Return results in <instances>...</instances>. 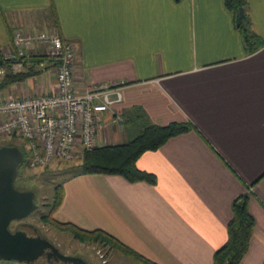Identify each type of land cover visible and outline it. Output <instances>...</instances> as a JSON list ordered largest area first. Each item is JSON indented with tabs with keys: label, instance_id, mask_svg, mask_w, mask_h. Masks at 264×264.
I'll use <instances>...</instances> for the list:
<instances>
[{
	"label": "crops",
	"instance_id": "1",
	"mask_svg": "<svg viewBox=\"0 0 264 264\" xmlns=\"http://www.w3.org/2000/svg\"><path fill=\"white\" fill-rule=\"evenodd\" d=\"M242 10L250 51L222 0H0L1 49L13 30L54 28L76 46L75 92L118 87L121 99L102 115L98 145L127 141L144 123L190 126L136 158L153 183L71 176L53 219L104 231L153 264H211L226 240L230 204L246 194L254 226L238 264H262L264 0H246ZM54 86L48 69L0 87V99ZM114 114L123 119L119 129ZM105 247L100 264H139Z\"/></svg>",
	"mask_w": 264,
	"mask_h": 264
},
{
	"label": "built area",
	"instance_id": "2",
	"mask_svg": "<svg viewBox=\"0 0 264 264\" xmlns=\"http://www.w3.org/2000/svg\"><path fill=\"white\" fill-rule=\"evenodd\" d=\"M34 46L39 52L30 53ZM31 54L42 55L35 67L52 70L55 79L48 93H29L0 99V139L20 137L25 141L23 163L42 168L57 160L70 161L97 146V135L105 127L102 115L121 99L115 84H97L83 93L74 91L72 67L76 46L53 28L22 32L13 30L9 44L0 52V80L7 73L26 69ZM109 94L113 97L110 98ZM116 129L121 116L110 120Z\"/></svg>",
	"mask_w": 264,
	"mask_h": 264
},
{
	"label": "trees",
	"instance_id": "3",
	"mask_svg": "<svg viewBox=\"0 0 264 264\" xmlns=\"http://www.w3.org/2000/svg\"><path fill=\"white\" fill-rule=\"evenodd\" d=\"M222 2L224 7L232 14L234 26L240 30L246 50H253L254 48L248 47L253 41V36L248 28V20H243L238 16V8H243L246 0H222ZM10 33L12 34V32ZM9 37L11 39V35ZM42 57V55L31 54L29 59L24 62L25 64L28 62L26 69L17 73L7 72L0 80V87H5L11 83L22 81L25 78L40 73V70L37 69L35 65ZM189 128L190 126L187 121L170 122L165 125L144 123L138 129L137 133L127 141L97 145L91 150L82 151L79 155V163L70 166L67 170L68 175L60 182L53 185L51 200L49 203H45L47 210L39 216V220L42 223L49 224L56 230L67 231L79 242L87 241L100 243L103 246H107L109 249L118 251L139 264H153L151 261L126 247L104 231L98 229L83 230L71 223L56 221L52 218V214L61 202L62 183L74 175L99 173L118 175L128 182L146 181L148 183H153L155 176L150 172L138 169L135 166L136 158L144 151L155 150L167 138L187 131ZM18 148L25 157V149ZM21 166L22 164L17 167V172ZM15 180L16 179L13 181L14 187L19 190H24L23 187L17 185ZM247 199L248 197L246 194H241L232 200L230 204L231 216L226 223V240L213 252L211 264H238L246 252L254 226V221L248 211ZM27 234L30 235L29 233ZM37 261L38 260H35L34 262L26 264H37ZM14 262L25 263L18 261ZM262 264H264V260Z\"/></svg>",
	"mask_w": 264,
	"mask_h": 264
},
{
	"label": "water",
	"instance_id": "4",
	"mask_svg": "<svg viewBox=\"0 0 264 264\" xmlns=\"http://www.w3.org/2000/svg\"><path fill=\"white\" fill-rule=\"evenodd\" d=\"M238 16L246 20L242 7L238 8ZM23 159L24 155L18 147L0 146V259L30 263L44 254L63 263L88 264L82 258L61 254L43 236L28 235L22 229H8L12 220L25 217L37 207L34 191L19 190L13 185L17 167L23 164Z\"/></svg>",
	"mask_w": 264,
	"mask_h": 264
},
{
	"label": "rangeland",
	"instance_id": "5",
	"mask_svg": "<svg viewBox=\"0 0 264 264\" xmlns=\"http://www.w3.org/2000/svg\"><path fill=\"white\" fill-rule=\"evenodd\" d=\"M25 80L26 78L19 82H24ZM2 145H14L25 149V141L20 137H3L0 139V146ZM78 163L79 157L70 161L57 160L43 168H29L23 163L16 173L15 181L24 190L32 188L35 191L34 202L37 207L25 217L19 220H12L8 224V229L10 231L22 229L30 235L38 234L51 242L61 254L82 258L88 264H100V260L97 259V251L99 254H106L107 249L105 246L96 242H79L67 231L56 230L49 224L42 223L39 220V216L47 210L45 203H49L51 200L53 185L68 175L67 170L70 166ZM91 259L95 260V263ZM43 261L44 259L40 258L37 264H43ZM0 262H4V260L0 259Z\"/></svg>",
	"mask_w": 264,
	"mask_h": 264
},
{
	"label": "flooded vegetation",
	"instance_id": "6",
	"mask_svg": "<svg viewBox=\"0 0 264 264\" xmlns=\"http://www.w3.org/2000/svg\"><path fill=\"white\" fill-rule=\"evenodd\" d=\"M40 258L44 259L43 264H73V263H69V262L63 263L60 260H55L53 257L47 258L44 254L42 256H40L39 258H37L36 260H38Z\"/></svg>",
	"mask_w": 264,
	"mask_h": 264
}]
</instances>
